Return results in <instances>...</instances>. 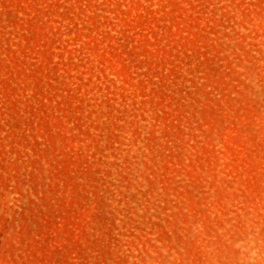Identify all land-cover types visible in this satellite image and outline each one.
Masks as SVG:
<instances>
[{
	"label": "rangeland",
	"instance_id": "374dc122",
	"mask_svg": "<svg viewBox=\"0 0 264 264\" xmlns=\"http://www.w3.org/2000/svg\"><path fill=\"white\" fill-rule=\"evenodd\" d=\"M0 264H264V0H0Z\"/></svg>",
	"mask_w": 264,
	"mask_h": 264
}]
</instances>
